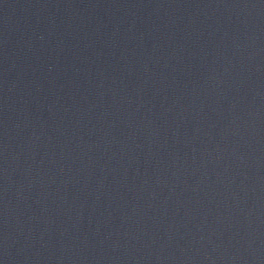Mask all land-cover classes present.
Instances as JSON below:
<instances>
[{"label": "water", "instance_id": "1", "mask_svg": "<svg viewBox=\"0 0 264 264\" xmlns=\"http://www.w3.org/2000/svg\"><path fill=\"white\" fill-rule=\"evenodd\" d=\"M264 98V0H127Z\"/></svg>", "mask_w": 264, "mask_h": 264}]
</instances>
